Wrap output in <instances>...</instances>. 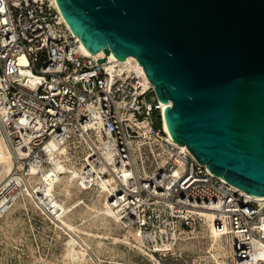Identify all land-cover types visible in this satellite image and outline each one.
<instances>
[{
  "label": "built area",
  "instance_id": "obj_1",
  "mask_svg": "<svg viewBox=\"0 0 264 264\" xmlns=\"http://www.w3.org/2000/svg\"><path fill=\"white\" fill-rule=\"evenodd\" d=\"M98 58L81 50L55 0H0V139L14 151L28 136L36 161L52 140H67L71 150L82 145V134L98 131L104 140L85 156L84 180L120 182L118 167L128 168L126 191L113 198L124 196L123 213L136 217L133 226L150 232L153 245L168 238L161 226L187 229L200 210L210 211L215 231L231 244V264H264V197L243 194L173 143L160 101L147 95L152 86Z\"/></svg>",
  "mask_w": 264,
  "mask_h": 264
},
{
  "label": "water",
  "instance_id": "obj_2",
  "mask_svg": "<svg viewBox=\"0 0 264 264\" xmlns=\"http://www.w3.org/2000/svg\"><path fill=\"white\" fill-rule=\"evenodd\" d=\"M86 49L142 66L170 137L264 196V0H56ZM106 57L98 58L104 62Z\"/></svg>",
  "mask_w": 264,
  "mask_h": 264
},
{
  "label": "rangeland",
  "instance_id": "obj_3",
  "mask_svg": "<svg viewBox=\"0 0 264 264\" xmlns=\"http://www.w3.org/2000/svg\"><path fill=\"white\" fill-rule=\"evenodd\" d=\"M147 95L155 97L151 89ZM81 143L75 149L68 148L70 161L77 167L82 165L89 150L84 140ZM18 171H23L21 166ZM25 193L23 190L14 202L10 201L1 209L0 264H231L232 249L228 239H221L223 247L218 246L207 236L201 221L187 229L178 226L173 248L160 252L153 250L150 237L141 245L136 229L125 238L127 231L120 224L110 219L104 224L93 217L88 206L101 205L104 198L97 200L96 188L81 189L75 185L69 198L61 192L55 193L66 204H77L67 216L68 221L78 227L71 232L55 225L47 207L40 202L35 204ZM70 236L77 241L76 250L87 247L85 259L68 256ZM151 252L158 262L150 258Z\"/></svg>",
  "mask_w": 264,
  "mask_h": 264
},
{
  "label": "bare ground",
  "instance_id": "obj_4",
  "mask_svg": "<svg viewBox=\"0 0 264 264\" xmlns=\"http://www.w3.org/2000/svg\"><path fill=\"white\" fill-rule=\"evenodd\" d=\"M80 47L83 52L91 54L96 58L106 57L108 61L105 63V66H107L110 71L116 72L117 74L125 72L129 75L131 71H133V73L137 74L138 76H143L144 88L151 85L146 74L143 71L142 66L138 64V61L135 57L127 56L123 60H117L113 53L108 52L107 54L102 49L97 50V52L95 53H91L86 49L81 40ZM21 61L23 63L26 62L25 58H22ZM22 75L29 76L28 80L30 81L34 79L28 71L22 70ZM169 103L170 101L160 102L161 113L163 112V109L167 105H169ZM162 128L167 133V137H169V139H171L173 143L179 146L182 150H188L186 145H180L176 143L172 139V137H170L164 118L162 119ZM26 138L28 140L29 137L27 136ZM82 139H84L89 149L88 152H86L85 156H87L89 154V151L91 149H94V147H99L101 142L104 140L101 136V133L98 131L88 133L87 136L82 134ZM27 140H24L25 143L20 147H16V149H14L13 151L9 148L4 139H0V190L11 191V189L15 187V185L21 186L19 188L21 189L20 191L18 190L15 192H11L9 195L4 192H2L4 193L2 195L0 192V212L5 205H7L8 203L10 204V201L14 202L16 193L20 194L23 190H25V195H28L35 204L39 205L41 203L47 207L48 213L55 225H60L62 228H64V230H68L70 232L76 231L78 227L69 222L67 216L68 213L75 206H77V204H66L65 200L57 198V196H55V193L61 192L65 198H69L72 195L71 188H73L75 185L81 189L82 187L88 189L96 188L97 200H99L101 196H103L104 198L101 205L94 204L93 206H88L87 204L89 209L92 211L93 217H96V219L98 218L100 221L102 220L104 224L109 223L107 221L108 219H110L115 224H120L127 231V233L125 234V238H127L128 234L132 233L133 229H136L141 245H144L145 237L152 238L150 232L143 233L141 232L139 226H133V222L136 219L135 216H133L132 214L129 215V213H126L127 215L123 213L125 207L129 204L127 200L124 201V196L122 195L120 199H117V197L113 198L115 190H121L122 188L123 190H125L123 184L127 183L125 181V177L129 173L128 168L118 167V172H120V174L122 173L125 176L124 178H121L120 182L111 176H107L106 178H102L100 181L89 183L84 180L83 174L86 165V161H84L85 156L83 158L84 162L81 166H74V164L70 161V155L68 154L69 142L67 140H64L62 138L61 141L52 140L49 143H46L41 152L37 154L36 161L31 158V153L29 152L30 147ZM20 163L24 165L23 171H15L14 169L19 167ZM92 169L94 171L97 170V166L92 167ZM58 188L59 190L57 192ZM240 191L249 197H264L251 193L248 194L243 190ZM111 199H114L113 204L110 202ZM212 218L213 215L210 211L206 212L200 210L195 222L201 221L205 229L207 230V236H209L215 243H217L218 246L223 247L221 239L227 237L220 236L215 231ZM168 225L169 224H167V226L165 227H160V231L167 234V240L162 241V243H155L154 245H152L154 251L162 252L173 248V239H176V232L172 230L173 228H168ZM114 239L116 238L114 237ZM67 243L68 246H70V249L67 253L68 256L72 258L77 256L80 259H85V256L87 255V247L81 246L79 250H76L74 245L77 243V241L73 236H70V238L67 240ZM149 256L154 262H158L152 252Z\"/></svg>",
  "mask_w": 264,
  "mask_h": 264
},
{
  "label": "trees",
  "instance_id": "obj_5",
  "mask_svg": "<svg viewBox=\"0 0 264 264\" xmlns=\"http://www.w3.org/2000/svg\"><path fill=\"white\" fill-rule=\"evenodd\" d=\"M158 125H160V122L158 121V123H157Z\"/></svg>",
  "mask_w": 264,
  "mask_h": 264
}]
</instances>
